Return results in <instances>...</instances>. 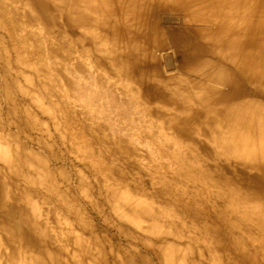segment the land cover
Returning a JSON list of instances; mask_svg holds the SVG:
<instances>
[{
    "label": "bare ground",
    "instance_id": "1",
    "mask_svg": "<svg viewBox=\"0 0 264 264\" xmlns=\"http://www.w3.org/2000/svg\"><path fill=\"white\" fill-rule=\"evenodd\" d=\"M69 46H80L103 69L126 68L133 98L148 105L147 114L160 125L148 145L141 139L136 145L152 147L151 157L170 161V171L196 161L199 170L190 166L188 172L239 190L254 203L215 201L213 208L228 209L240 231L207 215L206 205L177 200L179 187L164 182L159 171L152 173V183L132 179L138 194L127 185L97 182L108 211L91 204L127 242L115 255L107 234H98L85 211H73V201L57 184L58 178L66 180L61 172L15 134L3 136L5 127L17 126L27 141L35 132L33 140L42 145L45 128L38 114L54 124L58 115L47 99L75 98L76 107L78 101L91 106L96 96L81 98L85 86L63 71L60 51ZM170 49L173 55L163 53ZM105 97L98 99L113 131H126L122 113L110 109ZM2 105L7 108L6 122H0V223L11 252L4 264H14V241L35 264H108L111 258L114 264H264V0H0V112ZM214 155L221 164L210 163ZM8 175L39 186L83 236L77 241L69 229L57 233L41 223L33 206L16 197ZM59 239L75 251L56 247ZM139 245L156 262L135 252L132 247Z\"/></svg>",
    "mask_w": 264,
    "mask_h": 264
},
{
    "label": "rangeland",
    "instance_id": "2",
    "mask_svg": "<svg viewBox=\"0 0 264 264\" xmlns=\"http://www.w3.org/2000/svg\"><path fill=\"white\" fill-rule=\"evenodd\" d=\"M163 53L173 55L174 51L170 49ZM163 53L159 52L158 55L161 57ZM60 54L65 74L70 73L71 78L74 80L77 78L79 84L85 86L84 92L80 93L81 98L88 96V94L96 96L95 100L90 103L91 106L78 101L76 107L75 101L77 100L75 98L55 97L47 99L46 105L51 109L55 108L58 115L56 124H54L47 115L38 114L45 128V133L39 135L41 136L42 145L35 143L33 140L37 137L35 132L28 134L29 141H27L25 132L23 133L17 126L5 127L2 134L6 138H8L9 133L15 134L19 142L26 143L31 150L47 159L52 170L61 172L66 180L58 178L57 184L58 187L62 188V193L73 201L75 206L73 211L77 209L85 211L87 217L97 226L98 234H107L108 239L113 242V246L116 248L113 250L115 255L118 253L119 247L127 246V242L121 238L118 231L107 228L103 218L91 204L92 201H96L104 211H108L105 198L99 193L98 183H104L105 181L108 185L120 189L127 185L133 194H138L135 190L136 186L132 184V179H136L139 184L152 183V173L155 171L162 174V180L169 182L168 185L175 181L172 187H179L174 194L177 200L189 201V205L192 207L200 206V204L206 205V208H208L205 210L207 215L215 221L229 225L228 228L231 227L240 231L241 227L234 225L232 218L230 220V217L228 218V215H226L229 212L228 209L217 210L213 208V205L215 201H221L223 205H227L230 201L238 205H254L244 193L218 185L216 182L204 181L198 173L188 172L187 167L190 166L195 170H199L196 161H189L180 169L176 166L170 171V161L165 158L156 160L151 157L149 151H152V147L149 148L144 144L143 146L136 145L135 141L140 139L148 145L158 134L159 130L156 127L160 125L156 119L147 114L150 110L148 105L135 98V96L133 98L131 89L134 85L125 67L110 66L108 69H103L95 62L88 60L86 53L80 49V46L77 49L72 46L62 48ZM42 59L47 62L45 55ZM76 65L81 67L80 71L74 69ZM105 96L109 97L108 105L110 109L122 113L121 121L128 124L126 131H113L109 119H107L108 115L105 109L103 110L100 107V100L98 99ZM15 99L21 103L20 97L16 96ZM6 108L5 105H2L0 112V122L2 124L6 122ZM148 127L153 128V134L149 133ZM62 138H65L66 144L62 143ZM48 147L53 148L52 155ZM214 158L216 162L210 161V163H213V165L215 163L217 165L221 164L218 163L219 159L216 155H214ZM144 172L148 175L143 174ZM8 177L10 176L8 175L7 179L16 197L23 203L33 206V210L37 213V218L41 223L46 222V226L53 228L57 233L63 228H67L76 239L83 236L79 227L70 218L66 217L63 210L56 208L46 200L45 193L39 186L35 184L28 185L24 180H16L14 183ZM81 180H84L85 184ZM148 185L145 188L149 189L150 186ZM147 199L153 201L157 207L164 206L161 199H154L150 195L147 196ZM8 202L14 206L19 205L13 200H8ZM22 212L26 213V210ZM174 215L179 221L187 220L189 222L188 219L181 217L179 214ZM52 219L55 224L49 225L53 221ZM149 223L148 220H143V225L147 226ZM65 224L66 226H63ZM188 225L192 224L189 222ZM188 229H192V227ZM253 229L257 233L260 230L257 227H253ZM4 230L5 227L0 223V264L5 263V257L10 252L9 245L3 238ZM10 244L15 251L14 264H35L28 257L29 255L27 256L21 251L18 242L14 241ZM67 246H69L68 243L61 242L60 239L56 243V247H64L68 251H75L76 249L75 246H69V248ZM132 248L135 249V252L147 255L152 261L156 262L153 254L145 247L139 245ZM136 262L141 264L138 261ZM107 263L114 264V260L111 258Z\"/></svg>",
    "mask_w": 264,
    "mask_h": 264
}]
</instances>
